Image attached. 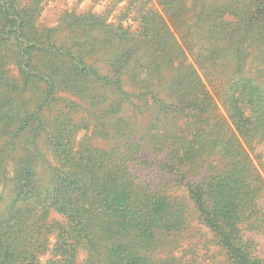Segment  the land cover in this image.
<instances>
[{"label": "trees", "instance_id": "trees-1", "mask_svg": "<svg viewBox=\"0 0 264 264\" xmlns=\"http://www.w3.org/2000/svg\"><path fill=\"white\" fill-rule=\"evenodd\" d=\"M45 1L0 0V264H189L194 219L210 264H264V0H108L54 27Z\"/></svg>", "mask_w": 264, "mask_h": 264}, {"label": "rangeland", "instance_id": "rangeland-1", "mask_svg": "<svg viewBox=\"0 0 264 264\" xmlns=\"http://www.w3.org/2000/svg\"><path fill=\"white\" fill-rule=\"evenodd\" d=\"M30 0H20V5L24 6ZM152 4H154L156 7H158V4L156 3V0H151ZM108 0H48L45 1V3L42 4L43 10L41 12V16L39 17L38 21L44 25L45 27H54L58 23L59 19V14L62 12V10H70L71 8H75L76 11H82L91 8L93 11H98L101 12L102 10L105 9L106 3ZM123 4H119V7L116 9V12L119 11V8ZM160 8V7H159ZM168 22V21H167ZM169 27L171 30L174 32V28L172 27L171 23H168ZM136 26V24H135ZM189 59L193 60L192 56L188 54ZM256 56L254 52H250V55L248 57L247 64L245 65V74L247 72L249 73V76H255V68L257 66L256 64ZM201 70V69H200ZM199 70V74L202 78V81L208 91L214 96L215 104L217 107V112L223 116L227 117L225 108L223 104L219 101V99L214 95L213 89L210 86L207 78L205 75ZM11 73L16 74V68L11 67ZM264 84V82H263ZM216 112V111H215ZM220 114H217L216 116L218 117ZM157 126L160 128H164L163 123L156 122ZM260 150L261 151V161H264V145H258L256 146V151ZM253 156V154H252ZM254 164L259 170L258 172L261 173V175L264 178V165L261 167L258 164V161L254 158ZM11 171V168H9ZM10 185V184H9ZM12 185V182H11ZM2 186H0V194H3V201L4 204H8L9 201L11 200V196L9 191H2L1 192ZM262 208L263 211H261L258 214H255L254 218H257L254 222L253 226H259V228L255 229L258 232L252 233V237H254L258 242L259 246L257 247L258 253L264 257V199L262 200ZM50 218L51 219H56L59 221H63V217L58 215L57 213L51 212L50 213ZM252 226V225H251ZM263 226V227H262ZM192 229L193 233L195 236L189 240L186 239V244L183 245V248H178L177 253L175 255L180 256L184 249L189 252L183 253V258L184 260H188L189 264H210L211 262L214 261H219L221 257L218 256L217 254V247L213 245V238L211 233L208 231V229L205 226L200 225L197 219H194L192 221ZM51 242H54L51 240ZM188 246V247H187ZM190 246V247H189ZM187 247V248H186ZM87 257V253L84 249L78 248V255L77 259L75 260L74 264H85V259ZM48 259V256H43L39 262V264H45L46 260Z\"/></svg>", "mask_w": 264, "mask_h": 264}]
</instances>
